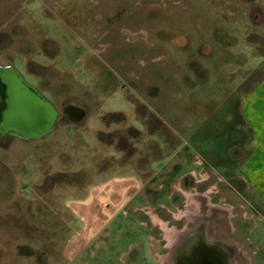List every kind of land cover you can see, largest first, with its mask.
Masks as SVG:
<instances>
[{
	"label": "rangeland",
	"instance_id": "1",
	"mask_svg": "<svg viewBox=\"0 0 264 264\" xmlns=\"http://www.w3.org/2000/svg\"><path fill=\"white\" fill-rule=\"evenodd\" d=\"M6 65L83 115L0 137V264H174L198 237L256 264L236 196H255L264 0H0Z\"/></svg>",
	"mask_w": 264,
	"mask_h": 264
},
{
	"label": "water",
	"instance_id": "2",
	"mask_svg": "<svg viewBox=\"0 0 264 264\" xmlns=\"http://www.w3.org/2000/svg\"><path fill=\"white\" fill-rule=\"evenodd\" d=\"M67 110V111H66ZM61 114L35 87L25 82L12 66L0 67V137L20 140L40 139L51 133L59 120H74L75 107L68 106ZM78 119H81L82 113ZM184 233V232H182ZM183 243L193 244L191 241ZM197 243H205L202 238ZM177 244V243H176ZM179 244V243H178ZM187 252L194 247H185ZM188 264H190V257ZM182 264L184 261L181 262Z\"/></svg>",
	"mask_w": 264,
	"mask_h": 264
},
{
	"label": "crops",
	"instance_id": "3",
	"mask_svg": "<svg viewBox=\"0 0 264 264\" xmlns=\"http://www.w3.org/2000/svg\"><path fill=\"white\" fill-rule=\"evenodd\" d=\"M237 155L243 154L239 152ZM246 175L247 179L245 178L246 181H244L246 186H243L244 184L242 185L238 183V189L240 188V191L243 192H248L252 189L255 196L251 198V203L239 196L236 197H238L237 199L240 205L245 206L242 208L245 212H247L248 209L251 210L248 211L251 213L252 217H254L252 221L257 220L258 223L264 225V86H262L261 83L259 85L257 84V170H247ZM242 219V225L244 226L247 224V221L251 219V217ZM242 225L240 230H242L244 240L247 241L246 234L248 229H243ZM247 242L249 244V241ZM253 244L255 245L254 250H252L255 263L264 264V236L260 235V237L257 238V241H255ZM244 252H242V254L245 257L246 254ZM260 252L262 254H260ZM244 259L246 260V258Z\"/></svg>",
	"mask_w": 264,
	"mask_h": 264
},
{
	"label": "flooded vegetation",
	"instance_id": "4",
	"mask_svg": "<svg viewBox=\"0 0 264 264\" xmlns=\"http://www.w3.org/2000/svg\"><path fill=\"white\" fill-rule=\"evenodd\" d=\"M0 67H4V66H0ZM37 90L39 91V89ZM1 138H14V137L6 136ZM175 235L177 237L179 233H175ZM184 240H186V238H184L183 241ZM191 245L194 247L195 250H192V252L189 251L187 252L186 250H184L185 247ZM166 250H168L169 253L171 252L170 248ZM234 251H238V250L233 249L231 246H225L224 244L223 245L220 244L215 245V244H207V243L188 244L181 242L178 249L175 251L176 253H175L174 264H182L181 263L182 261H184L183 264H188L187 262L189 259L186 257H190V264H238V261L232 262L230 259L231 253ZM163 260H165L164 264H171L168 263V258L167 259L164 258Z\"/></svg>",
	"mask_w": 264,
	"mask_h": 264
},
{
	"label": "bare ground",
	"instance_id": "5",
	"mask_svg": "<svg viewBox=\"0 0 264 264\" xmlns=\"http://www.w3.org/2000/svg\"><path fill=\"white\" fill-rule=\"evenodd\" d=\"M193 208H195V207H193Z\"/></svg>",
	"mask_w": 264,
	"mask_h": 264
}]
</instances>
